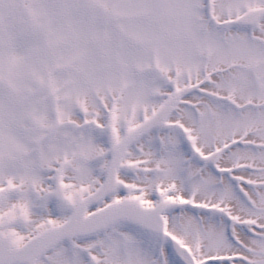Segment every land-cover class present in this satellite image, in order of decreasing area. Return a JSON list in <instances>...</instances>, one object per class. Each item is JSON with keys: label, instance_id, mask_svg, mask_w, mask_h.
I'll return each instance as SVG.
<instances>
[{"label": "snow or ice", "instance_id": "6c2138e0", "mask_svg": "<svg viewBox=\"0 0 264 264\" xmlns=\"http://www.w3.org/2000/svg\"><path fill=\"white\" fill-rule=\"evenodd\" d=\"M0 264H264V0H0Z\"/></svg>", "mask_w": 264, "mask_h": 264}]
</instances>
